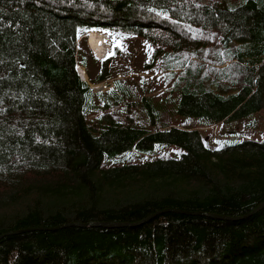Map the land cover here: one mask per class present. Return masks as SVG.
<instances>
[{
    "label": "trees",
    "instance_id": "obj_1",
    "mask_svg": "<svg viewBox=\"0 0 264 264\" xmlns=\"http://www.w3.org/2000/svg\"><path fill=\"white\" fill-rule=\"evenodd\" d=\"M89 31L149 42L178 115L264 110V0H0V264H264V141L110 110Z\"/></svg>",
    "mask_w": 264,
    "mask_h": 264
},
{
    "label": "rangeland",
    "instance_id": "obj_2",
    "mask_svg": "<svg viewBox=\"0 0 264 264\" xmlns=\"http://www.w3.org/2000/svg\"><path fill=\"white\" fill-rule=\"evenodd\" d=\"M88 33L85 39L92 57L85 44H82L80 48L83 49L84 56L89 61V68L93 78L101 74V64L99 61H102V58H105L110 52L112 47L111 40L114 42L112 52L115 54L110 56L108 64L109 76L105 80L91 82L81 65L77 64L79 65V70L76 65L75 69H77L75 71L81 80L90 85L93 93L101 96L115 94L123 97L121 102H115L110 108V110L116 112L118 115H124L127 112V114L140 119L141 124L151 131L163 125L167 127L189 126L195 128L199 130L204 144L209 147L220 146L234 136L264 141L263 109L244 117L208 124L195 117L178 115L171 110L173 98L169 90L170 83L166 82V80L164 81L163 78L167 70L162 71L159 68L158 62L153 58V47L149 42L137 36H115L111 39L106 32L89 31ZM91 33L99 36L102 40V47L99 53H96L89 44ZM116 43L122 45L123 50L120 47H115ZM122 91L125 92L123 93ZM144 100L152 105H157L160 109L156 121H149L148 115H146L144 110ZM97 101L101 105L102 100L97 98ZM91 116H94V114ZM160 150L173 154L177 153L175 147H163ZM134 154L137 159L139 153L134 152ZM132 155L133 152L127 154V159Z\"/></svg>",
    "mask_w": 264,
    "mask_h": 264
},
{
    "label": "water",
    "instance_id": "obj_3",
    "mask_svg": "<svg viewBox=\"0 0 264 264\" xmlns=\"http://www.w3.org/2000/svg\"><path fill=\"white\" fill-rule=\"evenodd\" d=\"M263 205H264V203L259 205L256 209L261 208ZM205 214L209 215V216H212V217H217V218H227L225 216H218V215L208 214V213H205ZM78 225H82V226L92 225V226L112 227V226H120V225H131V223H127V222L120 223V222H110V221H99V222L98 221L97 222L92 221V222H89V223H79Z\"/></svg>",
    "mask_w": 264,
    "mask_h": 264
},
{
    "label": "bare ground",
    "instance_id": "obj_4",
    "mask_svg": "<svg viewBox=\"0 0 264 264\" xmlns=\"http://www.w3.org/2000/svg\"><path fill=\"white\" fill-rule=\"evenodd\" d=\"M89 44L91 46V48L96 52L99 53L102 47V40L100 39L99 36L94 35L93 33L90 34L89 36ZM79 65H77V68L79 70ZM80 72V71H79Z\"/></svg>",
    "mask_w": 264,
    "mask_h": 264
},
{
    "label": "snow or ice",
    "instance_id": "obj_5",
    "mask_svg": "<svg viewBox=\"0 0 264 264\" xmlns=\"http://www.w3.org/2000/svg\"><path fill=\"white\" fill-rule=\"evenodd\" d=\"M115 47H120L121 50H123L122 45H120L119 43H116V44H115ZM114 54H115L114 52H110V53H109V57L112 56V55H114ZM107 58H108V57H106V59H107Z\"/></svg>",
    "mask_w": 264,
    "mask_h": 264
}]
</instances>
